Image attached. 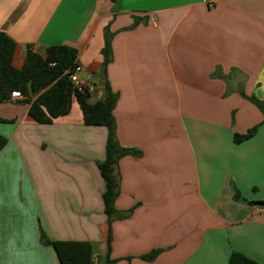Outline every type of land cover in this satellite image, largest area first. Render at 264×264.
<instances>
[{
  "label": "crops",
  "instance_id": "obj_1",
  "mask_svg": "<svg viewBox=\"0 0 264 264\" xmlns=\"http://www.w3.org/2000/svg\"><path fill=\"white\" fill-rule=\"evenodd\" d=\"M105 26L115 137L141 151L115 167L114 206L132 210L111 222L110 257L228 264L237 251L264 264L262 205L232 197L234 185L264 201L263 116L238 92L264 103V0H0V30L16 42L13 64L21 66L27 48L44 55L50 45L74 47L90 102L102 97ZM28 106L0 102V264H59L40 230L89 241L101 264L107 220L95 160L106 129L84 124L76 101L50 123L34 121ZM253 125L251 137L233 140ZM155 248L154 259L140 258Z\"/></svg>",
  "mask_w": 264,
  "mask_h": 264
},
{
  "label": "trees",
  "instance_id": "obj_2",
  "mask_svg": "<svg viewBox=\"0 0 264 264\" xmlns=\"http://www.w3.org/2000/svg\"><path fill=\"white\" fill-rule=\"evenodd\" d=\"M115 3L117 0H112ZM116 8V7H115ZM134 19L132 25L136 24ZM111 36L108 26L103 31V46L100 76L102 97L90 102V87L78 90L68 77L77 61V50L64 44L50 45L44 55L27 48L21 66L13 64V54L16 42L5 32L0 30V102L10 100V92L20 91L24 102L28 103V114L37 123H50L58 116L69 111L72 101H76L81 113L83 123L86 125H100L106 129L104 143V156L95 160L99 174L103 180L104 188L101 193L103 212L107 220V249L102 256L101 264H115L116 259L110 257L111 222L113 219L124 218L130 215L131 208L118 210L114 206L118 195V181L115 167L123 155L139 156L141 151L134 147L119 144L115 137V118L113 108L117 99L107 80L106 66L111 60ZM243 97L251 101L261 112L264 122V103L253 95H247L242 89L238 91ZM258 125H253L244 133H233V140L240 142L251 137L257 131ZM6 143V138L0 134V149ZM233 199L264 205V201L249 200L240 190L232 185ZM39 240L43 245L50 246L59 264H94L92 245L85 240H58L49 238L40 230ZM161 251L152 249L140 256L150 261ZM228 264H261L244 254L231 251Z\"/></svg>",
  "mask_w": 264,
  "mask_h": 264
},
{
  "label": "built area",
  "instance_id": "obj_3",
  "mask_svg": "<svg viewBox=\"0 0 264 264\" xmlns=\"http://www.w3.org/2000/svg\"><path fill=\"white\" fill-rule=\"evenodd\" d=\"M207 6H213L215 0H203ZM83 71L82 66L77 63L74 68L68 72V77L73 83V85L78 90H83L85 87H90L89 81L81 76ZM24 95L20 91L13 90L10 92V99H23ZM262 211H264V205L259 207Z\"/></svg>",
  "mask_w": 264,
  "mask_h": 264
},
{
  "label": "rangeland",
  "instance_id": "obj_4",
  "mask_svg": "<svg viewBox=\"0 0 264 264\" xmlns=\"http://www.w3.org/2000/svg\"><path fill=\"white\" fill-rule=\"evenodd\" d=\"M208 143H209V142H208ZM253 193H254V194H257V193H260V192H259L258 190L255 189V190L253 191ZM244 197H245V196H244Z\"/></svg>",
  "mask_w": 264,
  "mask_h": 264
}]
</instances>
